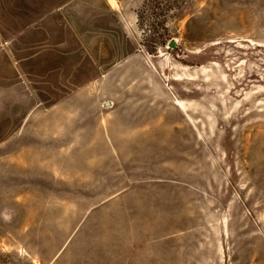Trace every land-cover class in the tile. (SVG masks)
Masks as SVG:
<instances>
[{"label":"rangeland","instance_id":"rangeland-1","mask_svg":"<svg viewBox=\"0 0 264 264\" xmlns=\"http://www.w3.org/2000/svg\"><path fill=\"white\" fill-rule=\"evenodd\" d=\"M78 1L0 106V264H264V0Z\"/></svg>","mask_w":264,"mask_h":264},{"label":"crops","instance_id":"crops-1","mask_svg":"<svg viewBox=\"0 0 264 264\" xmlns=\"http://www.w3.org/2000/svg\"><path fill=\"white\" fill-rule=\"evenodd\" d=\"M71 0L69 4H56L52 7H45L40 18L29 14L17 13L15 17L0 19V106H18L24 108L33 104L32 92L26 93V85L33 80L34 70H38L41 79L48 86L47 77L50 74L61 76L65 72L64 56L59 49L63 48V41L57 35L50 38V26L59 27L62 25H74V21H66V15L71 11L72 18L80 15V3ZM54 14V15H52ZM79 24V21H78ZM4 25H14L25 27L16 32L17 34H7L1 27ZM43 27L46 31L40 34V49L34 51L33 32L34 26ZM50 41L53 48H50ZM61 43V44H59ZM38 45V44H37ZM56 50L55 52H53ZM34 51V52H33ZM34 66L36 68H34ZM59 81V80H58ZM63 82V81H61ZM43 84V82H41ZM45 102V100H41Z\"/></svg>","mask_w":264,"mask_h":264},{"label":"water","instance_id":"water-1","mask_svg":"<svg viewBox=\"0 0 264 264\" xmlns=\"http://www.w3.org/2000/svg\"><path fill=\"white\" fill-rule=\"evenodd\" d=\"M173 45V43H172V41L169 43V46H172Z\"/></svg>","mask_w":264,"mask_h":264}]
</instances>
